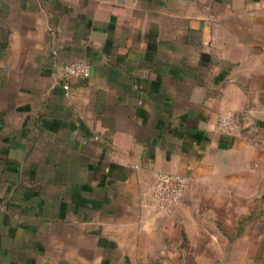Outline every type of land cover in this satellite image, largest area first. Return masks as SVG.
<instances>
[{
  "label": "crops",
  "instance_id": "1",
  "mask_svg": "<svg viewBox=\"0 0 264 264\" xmlns=\"http://www.w3.org/2000/svg\"><path fill=\"white\" fill-rule=\"evenodd\" d=\"M162 172L193 178L170 212ZM263 172L264 0H0V264H184Z\"/></svg>",
  "mask_w": 264,
  "mask_h": 264
},
{
  "label": "rangeland",
  "instance_id": "2",
  "mask_svg": "<svg viewBox=\"0 0 264 264\" xmlns=\"http://www.w3.org/2000/svg\"><path fill=\"white\" fill-rule=\"evenodd\" d=\"M251 178V177H249ZM255 182L254 187V199L262 197L264 189L257 186L258 183L264 180L263 174H256L251 178ZM238 189H234L235 192ZM243 191H250L251 189H239ZM232 193V197H237L236 193H243V191H237ZM230 191L224 189L223 195L230 196ZM241 203L234 204L233 211L229 209L230 205H223V216H226L225 220L217 221L214 218H209L202 221V225L194 226L190 228L192 241V247H184L185 253L180 254L181 258L186 261L184 264H264V203L260 201L255 202L253 205H246V198L237 197ZM250 200V199H249ZM253 207L252 219L246 222V208ZM212 216V215H211ZM241 218V219H240ZM205 224V227L203 226ZM246 224L251 233L247 236L234 238L232 235H226L224 233H214L218 231L220 227H227V229H239V225ZM206 229L207 236H199L197 233L199 229ZM220 230V229H219ZM200 242L204 247H193V243ZM199 243V244H200ZM175 247L174 249H176ZM176 251V250H174ZM178 254H176V257Z\"/></svg>",
  "mask_w": 264,
  "mask_h": 264
},
{
  "label": "built area",
  "instance_id": "3",
  "mask_svg": "<svg viewBox=\"0 0 264 264\" xmlns=\"http://www.w3.org/2000/svg\"><path fill=\"white\" fill-rule=\"evenodd\" d=\"M60 70L63 75L62 88L65 95L71 94L70 79L87 78L92 74V63L85 60H74L69 63H62ZM215 129L222 135H236L240 130L239 120L231 114H222L218 118ZM192 176L176 172H162L158 175L157 182L153 189V198L158 210L170 212L179 206L182 199L192 184Z\"/></svg>",
  "mask_w": 264,
  "mask_h": 264
}]
</instances>
